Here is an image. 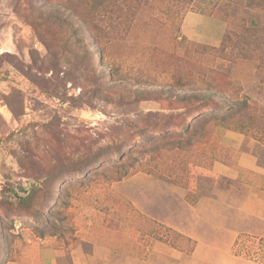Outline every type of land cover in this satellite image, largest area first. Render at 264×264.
<instances>
[{"label":"rangeland","instance_id":"1","mask_svg":"<svg viewBox=\"0 0 264 264\" xmlns=\"http://www.w3.org/2000/svg\"><path fill=\"white\" fill-rule=\"evenodd\" d=\"M64 1L0 0V230L10 240L0 264L28 240L67 247L94 228L128 237L144 225L190 250L189 238L161 223L169 204L182 213L176 223L208 236L187 212L200 198L211 222L234 208L241 190L211 173L218 157L234 160L231 133L264 156V0H128L111 17L94 0ZM57 2L77 8L50 14ZM190 11L226 24L216 46L183 32ZM193 94L232 109L203 108L182 133L167 123L184 118ZM26 194L41 217L20 203ZM155 195L164 197L156 206ZM240 238L233 255L264 264V242Z\"/></svg>","mask_w":264,"mask_h":264},{"label":"crops","instance_id":"2","mask_svg":"<svg viewBox=\"0 0 264 264\" xmlns=\"http://www.w3.org/2000/svg\"><path fill=\"white\" fill-rule=\"evenodd\" d=\"M181 27L192 41L216 46L226 24L213 16L190 11L185 13ZM236 135L231 133V137L235 141L237 139L233 144L234 160H222L218 157L211 165V173L217 178L233 182L241 190V193L233 194L236 196L234 208L225 212L219 211L217 220L211 222L208 211L210 202L200 198L187 212L190 219L196 216V221H200L199 226L207 233L212 232V235L207 236L199 230L192 231L176 223V218L182 213L175 205L170 203L165 210L167 217L161 223L181 231L180 233L189 238L190 250H179L177 246H171L169 240L161 241L154 235L146 234L144 225L141 226L143 235L140 236L139 226L136 235H131L130 232L128 237L119 231L112 232L109 237L104 229L100 232V229L94 228L90 234L78 240L81 242L76 241L67 247L57 244L50 237L28 240L15 259L5 264H257L242 255L235 256L232 252L240 237L244 239L255 236L264 239V156L259 150L253 152L241 149L240 135ZM172 190L177 192L170 188ZM219 193V199H225L220 201L231 204L226 191ZM154 198L156 206L164 197L158 198L155 195ZM182 199L185 201L183 196ZM204 203L205 210L208 209L206 211L201 210ZM145 207H139L140 212L150 215Z\"/></svg>","mask_w":264,"mask_h":264},{"label":"trees","instance_id":"3","mask_svg":"<svg viewBox=\"0 0 264 264\" xmlns=\"http://www.w3.org/2000/svg\"><path fill=\"white\" fill-rule=\"evenodd\" d=\"M187 1H190V0H187ZM248 1L249 2L251 1V3H249V6H251L253 0H248ZM64 2H66V1L61 0V3H64ZM127 3H128V0H94V3L92 4V9L97 11L101 15H103V14L107 15L108 14L111 17L112 14L115 13V11H118V10L121 11V9H122L121 6L126 5ZM56 4L57 5L54 6V8H53L52 12H50V14H52V13H54L56 11V8H57L58 4L61 7V9H63V8H66L68 10L71 9L70 10L71 12H73V10L77 8V7H73V8L66 7L63 4H60L58 2ZM125 8L129 9V8H127V5H126ZM60 14H61V10H60ZM229 34H230V32L229 33L227 32L225 34V39L228 38ZM94 38H95L96 44H98V47L100 48L99 49L100 57L106 56V54H107V52H106L107 43L104 42V40L101 39V35H99V34H94ZM217 91L220 92L219 88H217ZM181 99H183V103H184L185 101H187V96L183 95ZM221 101H224V102H221ZM232 104H233V102H232ZM244 105H246V103H244ZM203 108H209L210 109L209 111L211 113H213L215 110L220 111V109H223V110L232 109V105H229L228 103L226 104L225 100H216L212 96L206 97V96H203V95L193 94L192 95V104L188 105L187 107H185V105H184V110H185V112L183 113L184 118H181V116H179V115L171 116L169 118V120H171V121L168 122L167 124L170 127L171 126H177V125H180V126L182 125V127H183V125H184V128H182V130H180V131L182 133L188 134L189 132H192V130H193V129L191 130L192 123L196 119V116L199 115L198 113H200L201 109H203ZM212 115L209 118H207V120L212 118L213 121H215V119L213 118ZM188 117H190V118L187 120ZM221 117H222L221 120H223V119L227 120L228 119V116H221ZM175 121H178V123L173 124ZM230 127H231V129L232 128L235 129L234 126H230ZM187 141L188 140H185V142H187ZM18 199L21 200L20 203L24 207L29 208V209H34L35 211H40L39 212L40 213V217L42 216V209H39V208L35 207L36 206V200H35V196L34 195H27L26 194L24 197H19ZM3 231H4V228H2L0 230V232H2V236L4 235ZM1 239H3V240H2V242L0 244V263L3 261L2 256L5 255L4 254L5 251H3L4 250V246H5V242L10 243V240H9V238L7 236H3ZM13 258H11V259H13Z\"/></svg>","mask_w":264,"mask_h":264},{"label":"built area","instance_id":"4","mask_svg":"<svg viewBox=\"0 0 264 264\" xmlns=\"http://www.w3.org/2000/svg\"><path fill=\"white\" fill-rule=\"evenodd\" d=\"M246 239H250L255 244L264 242V239L263 238H258V237H255V236H247ZM251 260L256 261V259H251Z\"/></svg>","mask_w":264,"mask_h":264}]
</instances>
